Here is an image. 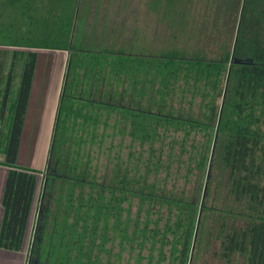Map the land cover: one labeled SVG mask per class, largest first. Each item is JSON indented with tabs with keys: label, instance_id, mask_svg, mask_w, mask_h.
Instances as JSON below:
<instances>
[{
	"label": "trees",
	"instance_id": "trees-1",
	"mask_svg": "<svg viewBox=\"0 0 264 264\" xmlns=\"http://www.w3.org/2000/svg\"><path fill=\"white\" fill-rule=\"evenodd\" d=\"M115 2L0 0V155H5L0 165L8 168L0 248L22 250L42 175L27 264H102L100 253L112 241V221L114 232L131 247L138 240L151 241L153 247L172 245L178 264H189L194 249L195 262L200 261L215 243L220 246L215 257L222 263L232 264L239 256L247 264H264V0L202 1L201 41L221 53L212 61L136 55L132 40L123 38L119 17L111 18L106 10ZM173 9L164 13L165 22L188 19L190 9L176 15ZM6 49L29 51L20 75L22 56L14 50L6 68ZM39 50L69 53L43 173L31 163H19ZM127 99L129 106H121ZM115 116L142 145L162 142L173 132L212 135V144L197 142L189 155L198 171L210 166L212 173L214 196L207 195L198 226L193 218L197 206L174 194L157 195L147 181L135 191L98 182L91 151L101 145V127H116L110 124ZM38 128L37 121L31 131L34 144ZM179 144L178 165L190 153ZM163 166L159 156L146 175L159 174ZM126 191L142 203L166 207L169 220L177 213L174 225L166 224L162 234L147 221L139 233L138 225L131 233L130 224L122 221Z\"/></svg>",
	"mask_w": 264,
	"mask_h": 264
},
{
	"label": "rangeland",
	"instance_id": "rangeland-1",
	"mask_svg": "<svg viewBox=\"0 0 264 264\" xmlns=\"http://www.w3.org/2000/svg\"><path fill=\"white\" fill-rule=\"evenodd\" d=\"M129 1L133 5L136 4L142 8L150 6L154 11L148 17L146 13L140 15V20L142 21L138 22L140 28L137 29V39L135 40L136 43H134L136 55L139 54L145 59L163 58L175 59L176 61H212L220 58L221 53L217 51L218 49L201 41L199 32L202 15L205 12L203 0H119L120 4H127ZM184 7L188 10L190 9V11L185 9L187 11L185 12L187 15L185 17H188V19L184 20V23L182 22L183 19H177L176 17L174 18L175 26L168 23L165 24V20H163L164 12L174 8V15L177 14L176 11L178 10L184 14ZM14 50H17L19 55L22 56L17 66V74L20 75L22 66L20 64L24 60L26 52L29 51L24 49H6V68L10 66ZM43 52L45 51H38L41 54ZM46 54H51V52H46ZM67 62L68 56H48L44 54L39 56L36 86L40 88L48 80L57 81L59 76H64ZM16 79L15 90L19 86L20 78L17 77ZM117 87L118 90L122 88L121 84H118ZM14 97L15 95L12 96L13 100ZM177 102L178 99L175 100L176 107L179 106ZM13 103L8 112L9 119L12 117ZM119 103L121 106L123 104L124 106H129L130 101L127 99L124 103ZM142 106L149 109L145 103ZM39 107L40 104L35 98L30 108V121L22 145L20 165H29L35 151L37 165L39 168L42 167L41 158L45 151V141L40 140L38 147L37 144H34L33 133L31 132L37 123V116L41 111ZM110 124H116V127L107 130L101 127L97 131L101 145L94 147L91 151L92 171L97 174L98 182L113 188V190L121 189L124 191L123 189L125 188L135 191L140 190L143 183L147 181V186L149 188L153 187L155 194L164 196L174 194L179 200L197 206V214L193 215V218L198 226L203 215L202 207L205 205L207 195L210 194L209 197L212 198L214 196L213 191L210 190L212 173L210 166L198 171L189 155H192V151L195 148H192V145H197V142H202V140L206 139L207 142L209 141L212 144V135H205L201 132L196 136L193 133L185 136L183 132H173L170 136H165L162 142L153 145H142L138 140L130 136L129 129H123L124 122L119 116H115L114 120L110 121ZM4 132H7L6 127ZM179 143L185 144L190 153L185 154L183 156L184 163L178 165L175 163V159L179 158L182 151ZM4 144L3 140L1 151ZM159 156H161L164 164L163 169L159 174L147 176L146 168L150 166L151 161L157 160ZM2 158L5 159L4 154L0 155V159ZM116 193L118 194V191ZM125 193L128 201L123 206L126 211L123 213L122 221L124 220V222L130 224L131 233L134 232L136 225L139 226V233L145 227L147 221L151 223V228L153 225L158 226L162 234L165 232L166 224L170 222L171 225H174L177 213H174L170 217L171 220H169L166 207L161 208L159 205L151 204L148 201L142 203L138 197L131 196L132 193L127 191ZM119 194H121V191H119ZM145 194H147L146 191ZM110 228L112 241L100 253L102 264H178L175 257L176 254L173 255L172 253V245L158 243L153 247L151 241L138 240L131 247V245L122 241L119 233L114 232L113 221L110 222ZM167 240L173 242L172 236L168 235ZM216 252H220L219 243L213 244L209 252L202 254L200 261L195 262L194 249L191 252L189 264H225L215 257ZM232 264L247 263L244 258L235 256Z\"/></svg>",
	"mask_w": 264,
	"mask_h": 264
},
{
	"label": "crops",
	"instance_id": "crops-1",
	"mask_svg": "<svg viewBox=\"0 0 264 264\" xmlns=\"http://www.w3.org/2000/svg\"><path fill=\"white\" fill-rule=\"evenodd\" d=\"M106 10L107 12H109L111 18L114 19L115 17H119V19L117 18L119 21V27H121L122 29H125L123 38L126 39L127 42L132 40L133 43H136L135 40L137 39V29L140 28V25L138 22L142 21L140 20V15H142V13L143 14L146 13V16L148 17V16H151L154 12L150 6H146L145 8H142L136 4L133 5L131 1H129L127 4L126 3L120 4L119 0H116L115 4L112 5L111 7H107ZM166 23L168 22H165V24ZM170 25L175 26V20H172ZM123 38L121 39L122 42H123ZM46 52H51V51H45L42 54L48 55V56H69V53L66 51L51 52V54H46ZM36 78H37V75H36ZM36 78H35L33 100L35 98L38 100L40 104L39 108L41 109V111L39 112L37 116L39 128L37 131V138H36L37 141H35V144H37V146L39 147L40 140L41 141L44 140L45 141V145H44L45 151L41 158L42 167L39 168L37 165V160H36L37 156L35 155V151L33 153L30 166L32 169L43 173L46 169V162H47L51 139L53 135L54 123L56 119L57 108H58L61 92H62L64 76L62 77L59 76V79H57V81L48 80L46 82L47 84L44 83L40 88L39 86H36ZM29 121L30 119L28 118L27 125ZM45 123L47 124V126ZM34 150H35V147H34ZM3 163H4V159L2 158L0 159V164H3ZM7 175H8V168L3 165H0V230H1V225L3 221V214H4L3 196H4V191H5ZM42 179H43L42 175H40L39 181H38L37 193H36L35 200L33 203L32 211H31V215H30V219H29V223H28V227H27V231H26V235L24 239L23 248L19 252L7 251V250H3L0 248V264H27L28 263L29 250H30L34 227H35V223L37 219L38 204H39V198H40V193L42 189L41 188Z\"/></svg>",
	"mask_w": 264,
	"mask_h": 264
}]
</instances>
